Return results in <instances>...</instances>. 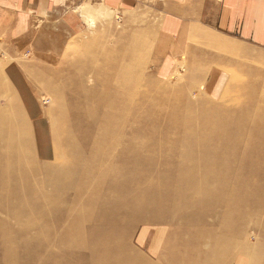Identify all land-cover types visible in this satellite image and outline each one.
<instances>
[{
    "label": "rangeland",
    "instance_id": "rangeland-1",
    "mask_svg": "<svg viewBox=\"0 0 264 264\" xmlns=\"http://www.w3.org/2000/svg\"><path fill=\"white\" fill-rule=\"evenodd\" d=\"M93 2L95 4H92L90 9L86 6L81 12L87 26L82 31L72 35H65L67 32L64 33V29L57 28L55 24H50L48 27L41 26L45 25L43 19L37 18L36 23L34 20L33 22L29 21L31 25L28 22V28L31 29V27L37 25L31 30L37 31L38 36L35 39L41 40L36 42V48L33 52L21 50V47L25 48L27 42L34 36L30 33L31 30L26 35H21L19 32L23 29L20 27L17 29L11 28L4 36H0V109L7 108L9 110L12 108V111L18 113L13 123L15 142L18 145L17 158L10 163L16 174L18 173L16 169L21 170L23 168L30 176L28 186L23 187V185L14 181L16 176L13 174V181H10L8 187L4 190L5 192L12 191L14 185L20 195L19 197L15 196L16 198L2 196L0 200L3 202L12 201L16 203L18 199L22 201L25 199L33 204L41 198L48 201L46 198L60 195L61 190L55 187L53 182L59 177L69 174L63 169L64 167L74 168L89 158L91 150L94 149L93 140H96V138L105 140L104 145L100 147L103 154L111 155L116 152L114 149L126 150L133 135L132 122L139 123L147 110L138 106L139 108H136L138 111L128 114L127 110L132 106L127 108V105L123 103H121L123 105L118 103L114 105V111L122 119L119 123L112 121V124L109 125L113 128L112 134H118V144L114 146L110 144L109 146L106 141L110 139V131L105 129L102 133V129L105 127L104 112L99 110L100 108H96L95 105L99 103L103 105L105 103L111 104V99L114 96H122L123 98L129 95L138 103L140 101L153 102L150 105L151 108L157 107L163 111L171 109L170 113L163 114L166 120L171 118V114L174 112L173 109L178 108V106L181 107L184 116L195 111V107L198 109L203 107L205 110L202 112L206 114L208 119L206 121L200 119V122L186 126L181 141L177 134L170 140H165V137H163V141H161L158 138L167 147L168 144L171 145V143L178 141L180 144L178 152L181 154L179 158H182L185 155L184 153L190 149L199 155L202 154L204 149H217L216 147L221 145L219 140L204 141L200 146H196L187 137L198 135L197 133L200 132L207 133L215 127L218 121L220 123L226 122L227 118L231 116L254 115L252 122L255 124L263 123V45H256L233 34H225L220 29L210 28L203 22V24H200L203 26H201L200 33L197 32L192 35V32H189L188 29L182 32L190 41L181 40L184 55L179 58L185 59V61L177 62L176 66L175 60L177 58L158 55V52L165 55L166 51L162 50L155 42L162 30V20L168 15L165 11L169 9L171 0H142L136 10L125 13L118 10L112 11L105 7L99 9L100 7L96 1L93 0ZM44 23H47V21ZM38 30L40 31L38 32ZM43 30L49 35V38L40 35ZM202 30H205L210 36L204 34ZM8 35L12 41L7 42L4 40V37ZM51 36L54 40L50 39ZM61 39L65 41L62 42ZM191 50L196 54L193 55ZM111 55L116 56L115 62L101 61L96 66L97 72L95 68L91 67V62L95 58L105 60ZM36 60L39 63H35ZM15 62H23L21 64L25 63L27 65H21L18 69L21 70V73L24 70L26 71L29 82H25L21 77L18 82L12 84L6 68L8 64ZM165 63L170 66L168 70H173H166ZM187 64H190V66ZM124 65L127 69H130V76L125 73L122 74ZM117 67L121 70L122 75L114 73ZM31 68L34 69V72ZM109 70L112 71V74ZM99 72L100 78L97 76ZM105 83L108 84L104 85ZM18 86L21 88L20 95L19 90L15 89ZM161 92L163 94L170 93L171 95L162 97L159 95ZM249 97L254 98V102L244 103ZM146 119L151 120V116L146 117ZM157 132L158 128L156 126L147 129V133L150 134ZM240 134L230 136L229 139L238 142L240 148L243 145V153L236 161L238 166L243 168V171L238 175L236 174L235 180L238 182L240 180L244 188H238L233 192L229 189L231 182L220 181L217 183L218 187L225 186L226 189H229V192L226 193V196L220 197L219 189H216L217 193L212 194L214 196L212 198L220 197L224 201H231L235 198L234 196L239 197L243 192L245 193L248 187L257 189L260 187L258 184L263 181L264 176H261V173L264 174V140L262 139L264 126L254 133L252 143L247 144L249 137ZM225 136L228 137L227 134ZM155 147L154 143H150L145 152L141 153L144 158L154 163L160 159L154 155ZM251 148H254V150L249 153ZM244 149L248 153H245ZM4 152L5 147H1L0 161L7 162L8 156H5ZM165 153H168V151ZM22 155L25 156L24 159L21 158ZM115 160V165L121 164L120 158L115 157ZM177 162L171 159L165 168L157 167L156 170L145 168V170L139 172L138 176L148 178L157 184L158 179H153L155 173H168L171 170L179 169ZM193 162L190 161L188 165ZM211 163L212 160L204 158L199 160L197 166L201 168ZM44 164H48L49 167L53 165L52 169L49 172L47 171L48 175H51V183L44 180L47 178V174L41 171L45 167ZM110 165L109 161L100 162L97 168L108 170L111 167ZM233 165H220L217 168L222 166L231 168ZM31 169H33L32 172ZM3 172L5 173L6 170L0 171V175ZM95 176L97 175H93L92 172L86 175L85 180L91 186L104 184L110 189L112 188L111 185L113 184L99 183ZM113 177L114 174H111V179ZM115 180L123 189L132 184L131 179L127 183L120 177ZM38 181L46 184L38 186V190L33 191L31 187H36ZM77 182L80 183L81 178L77 179ZM75 192L76 189L72 187L62 191L67 196ZM169 196L172 195L169 194ZM142 201L147 202L146 199ZM65 203L61 199H57L53 202V206L58 209V207L64 206ZM49 204L38 202L37 205H33L31 208L28 207L25 213L35 218V216L47 212ZM10 208L11 212L16 210L14 205ZM225 211L226 207L219 204L212 211L202 213L204 219L202 223L192 222L188 225H185L180 217L167 218L165 223L157 224L153 215L140 214L146 216L129 229L131 231L123 237L126 239L124 245L128 249L135 250L136 259L140 261V264L146 262L153 264L189 263L192 257H201V255L198 252L196 253L198 255L192 253L193 251L186 244H175L172 250H168L163 243L171 238L173 231H176L178 239L188 241H194V236L200 232L215 233V236L218 235L221 238L229 237L232 235L231 232H229V229L225 231L221 222L226 215L230 218L238 214L243 215V212L240 210V206L233 209L231 213ZM247 214H249L250 219L262 220L260 225L247 227V234L244 239L252 244L251 248L253 250L246 256L241 254L229 255L231 264H264V226L261 225L264 224V207L252 209ZM17 221L9 217V212L6 209L0 207V264H25V260H23L25 247L31 250L37 244L35 240L37 232L31 229L26 230L27 235L18 233L17 229L22 230V227L19 226L21 223ZM4 222L10 228L11 240L3 244L1 242L3 232H6V228H8L5 227V224L3 225ZM36 222L42 224L46 221L43 218H37ZM173 225L174 230L172 229ZM240 226L236 224L234 230H239ZM160 231L161 233H159ZM42 234L46 236L44 232ZM120 238L121 236L116 239ZM204 243L205 250L214 249V244ZM152 249L157 253L154 254ZM162 255L171 256V258L168 261ZM223 256L226 257L227 254L224 252ZM87 259L84 260L85 264H87ZM75 262L81 263L82 261L71 258L66 261L67 264ZM220 262L217 264H220Z\"/></svg>",
    "mask_w": 264,
    "mask_h": 264
},
{
    "label": "bare ground",
    "instance_id": "bare-ground-1",
    "mask_svg": "<svg viewBox=\"0 0 264 264\" xmlns=\"http://www.w3.org/2000/svg\"><path fill=\"white\" fill-rule=\"evenodd\" d=\"M116 59L114 55L108 56L105 60L102 58H95L94 61L91 62V67L95 68L97 72L96 66L98 63L101 61L113 63ZM122 69L123 73L118 67L115 68L114 73L118 75L121 73L124 75L125 73L130 76L129 68L127 69L124 65ZM109 72L112 74L111 70H109ZM97 76L100 78V72ZM106 84L108 83L104 85ZM159 95L162 97H169L171 94H163L161 92ZM254 100V98L251 99V97H249L244 103H252ZM111 101V104L105 103V105H103L99 103L95 105L96 108H100L99 110L104 112L105 127L102 129V133L105 129L110 131V139L106 141L109 146L110 144H112V146L118 144V134H112L113 128L109 125L112 124V121L119 123L122 119L118 116L119 114L114 111V105L123 103L127 105V108L132 106L130 109L128 108V114L135 113L139 107L147 110L145 116L139 123L132 122L133 135L129 140V147L126 150L114 149L116 152L111 155L103 154L100 151V147L104 145L105 140L103 141L97 138L93 140L94 149L91 150L89 158L85 159L82 163H79V166L74 168L70 166L64 167L63 169L69 174H67V176H61L53 182L54 186L61 190V194L46 198L48 201L42 198L38 200L40 203L52 204H49L50 206L47 212L35 216V218L30 214H26L25 211L28 207L31 208L33 205H37L38 202H33L32 204L25 199L23 201L18 199L16 203L12 201L7 203V201L3 202L0 200V207L9 212V217L21 223L19 226L22 227V230L16 228L18 233L27 235L25 233L26 230L29 231L31 229L37 232V236L35 237L37 244L33 246L31 250L25 247L23 255V260H25L24 263L67 264L66 261L71 258L82 261L83 263H81L85 264L84 260L88 258L86 260L87 264H140V261L136 259L137 255L135 250L125 247L124 242L126 239L123 238L131 231L129 229H131L135 223L146 216L140 214L146 213L148 215H153L156 218L157 224L165 223L167 218L180 217L184 224L188 225L192 222L202 223L204 221L202 213L204 211H212V209L216 208L219 204H223L226 207L225 212L227 213H231L233 209L239 206L240 210L243 212V215L238 214L230 218L226 215L221 222L224 230L227 231L229 229L232 235L221 238L218 235H216V237L215 233L211 234L210 232H205V235V233L200 232L198 235L194 236V241H188L180 238L179 240L176 231H173L171 238L163 243L165 244L164 247L168 250H172L175 244L182 243L190 247L193 251L192 253L196 254L198 252L201 255V257H192L189 263L183 264H217L219 261H221L220 264H231L229 255H248L253 249L251 248L252 244L244 239L247 234V227H255L256 224L260 225L262 220L250 219L247 213L252 209L264 207V178L263 181L258 184L260 187L257 185V189L248 187L246 191L244 190L245 193L243 192L239 197L234 196L235 198L231 201H224L222 200L223 198L220 197L226 196L229 189L234 192L238 188H244L240 180L239 182L235 180L236 174L238 175V173L243 171V168L241 166L239 167L236 162L243 153V145L240 148V144L229 139V137L241 133L249 137L247 144L252 143L254 133L264 126V119L261 124L252 122L254 115H244L242 117L231 116L227 118L226 122L220 123V121H218L215 127L210 129L207 133L200 132L197 133L198 135L195 134L187 137L192 140L196 146H200L204 141L213 142L219 140L221 145L216 147L217 149H204L201 155L190 149L184 153L185 155L182 158H179L181 154L178 152L180 147L178 141L176 143H171V145L168 144V148L164 143L160 142L158 138L161 141H163V137H165V140H170V138L177 134L181 141V137L184 136L183 130L186 126L200 122V119L201 121H206L208 119L206 114L202 112L205 110L203 107L199 109L195 107V111L184 116L180 109L181 107L179 108L178 106V108L173 109L174 112L171 114V118L166 120L163 114L170 113L171 109L163 111L157 107L151 108L150 105L153 102L148 103L140 101V103H138L129 95L123 98L122 96H114ZM177 103L179 102L177 101ZM12 110V108L9 110L7 108L0 109V148L5 147L4 153L6 154L5 156H8L7 162L0 161V171L6 170L5 173L3 172V174L0 175V198L2 196L19 197L20 193H18L14 185L12 191L8 190V192H5L4 190V188L8 187L10 181H13V174L16 176L14 181H16L17 184L23 185V187L28 186L27 183L30 177L23 168L21 170L16 169L18 172L17 175L10 163L14 162L15 158H17L16 151L18 149V145L15 142V129H13L14 119L18 113ZM149 116H151V120L146 119V117ZM155 126L158 128L157 133H147L149 127ZM226 134L228 137L225 136ZM262 139L264 140V136ZM150 143L156 145L154 155L160 158L156 163L147 160L141 154L145 152ZM243 144L245 143L243 142ZM251 150L253 151L254 148H251L249 153ZM166 151H168V153H165ZM244 152L248 153L247 150ZM167 154L169 155L167 156ZM23 157L25 156L22 155L21 158ZM115 157L120 158V165L114 164V161H116ZM204 158L212 160V163L200 168L197 166V163ZM171 159L178 161L176 164L179 169L171 170L168 173L159 174L156 172L153 179H158L157 184L148 178H140L138 176L139 172L145 170V168L148 170H152L153 168L156 170L157 167L165 168ZM108 161L111 164L108 170L97 168L98 163ZM190 161L194 162L188 165ZM232 164L234 165L231 168H225L223 166L217 168L220 167V165ZM44 166L45 167L41 169L43 173L47 174V178L44 180L47 183H51V175L49 176L48 172L52 169L53 165L49 167L48 164H44ZM33 167L35 168L36 166ZM32 170L33 169H31V172ZM92 172L93 175H97L95 178H97L99 183L106 182L109 183V185L113 184L111 185L112 188L110 189L104 184L91 186L85 178L86 175ZM111 174H114L112 179ZM261 176H264V174L262 175L261 173ZM118 177L122 178L126 183L131 179V186H127V188L124 189L120 188V185H118V182L115 180ZM80 178L81 182L78 183L77 179ZM220 181L231 182L229 189H226L225 186L218 187L217 183ZM45 182L38 181L36 187L31 188L33 191L38 190V186H43V184H46ZM68 187L76 189V192L70 196L64 195L62 191ZM2 189L4 191H1ZM216 189H219L220 197L212 198L214 197L212 194L215 192L217 193ZM169 194L172 196H169ZM57 199L66 202L64 206H60L58 209L53 206V202ZM143 199H146L147 202L144 203L142 201ZM13 205L16 207V210L11 212L10 207ZM37 218H43L46 222L38 224L36 222ZM168 223L170 222L168 221ZM4 224L5 227H8L5 222L3 225ZM236 224L241 225L239 230H234ZM261 225L264 226L263 223ZM8 228H6L7 230L5 229L6 232H3L4 235L1 239L3 244L11 240L10 228ZM172 229L174 230V225ZM86 231L87 234L85 235ZM43 232L46 236L42 234ZM159 233H161V231ZM119 236H121V238L116 239ZM204 242L214 244V249L205 250ZM155 247L156 245L154 248ZM152 251L154 254L157 253L154 252L153 249ZM224 252L227 254L226 257L223 256ZM162 257L168 261L169 258H171V256L167 255H162ZM81 263L75 262L73 264ZM145 264L153 263L146 262Z\"/></svg>",
    "mask_w": 264,
    "mask_h": 264
},
{
    "label": "crops",
    "instance_id": "crops-1",
    "mask_svg": "<svg viewBox=\"0 0 264 264\" xmlns=\"http://www.w3.org/2000/svg\"><path fill=\"white\" fill-rule=\"evenodd\" d=\"M94 1L99 5V9L105 7L112 11L118 10L125 13L136 10L142 0ZM92 4H95L93 0H0V36H4L9 29L18 27L23 29L19 33L26 35L28 31L37 26L28 28V24L31 25L33 20L36 23L37 18L43 19L44 22L47 21V23L43 22L45 25L40 24L41 26L48 27L50 24H55L57 28H63L64 33L67 32L65 35L78 33L87 26L81 12L86 6L90 9ZM169 5L171 7L169 6V9L165 11L168 15L162 20V30L155 42L162 50L166 51L165 55L159 52L158 55L177 58L176 66L177 62L185 61V59L179 58L184 55L181 40L190 41L182 32L188 29L192 35L200 33L202 26L200 24L203 22L210 28L220 29L225 34L243 37L246 41L264 46V0H171ZM202 31L210 36L205 30ZM30 33L34 36L30 38L25 48L21 47L22 51L33 52L36 42L41 41L35 39L38 36L37 31L31 30ZM40 35L49 38L44 30ZM10 38L8 35L4 37V40L12 41ZM50 39L53 37L51 36ZM191 51L193 55L196 54L193 50ZM36 62L39 63L37 60ZM21 63L15 62L7 65V74L12 84L18 82L21 77L25 82H29L26 71L21 73V70L18 69L19 66L26 65L27 61L24 64ZM165 65L167 66L165 69L168 70L169 64L165 63ZM187 65L190 66V64ZM171 70L173 69L168 71ZM32 71L34 72V69ZM15 89L19 90L20 95L21 88L18 86ZM30 112L32 111L30 110Z\"/></svg>",
    "mask_w": 264,
    "mask_h": 264
}]
</instances>
